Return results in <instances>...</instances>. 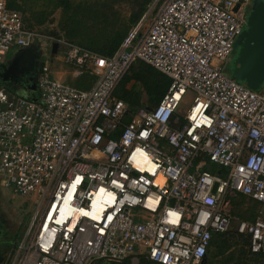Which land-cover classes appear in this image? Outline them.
<instances>
[{
    "label": "built area",
    "instance_id": "1",
    "mask_svg": "<svg viewBox=\"0 0 264 264\" xmlns=\"http://www.w3.org/2000/svg\"><path fill=\"white\" fill-rule=\"evenodd\" d=\"M161 1L106 57L27 29L0 0V65L13 47L48 50L36 97L0 86V180L36 206L8 264H200L233 223L264 255V91L225 73L253 0ZM57 60L93 86L53 77ZM135 61L171 82L130 115L113 91ZM241 198L258 205L252 221L232 214Z\"/></svg>",
    "mask_w": 264,
    "mask_h": 264
},
{
    "label": "trees",
    "instance_id": "2",
    "mask_svg": "<svg viewBox=\"0 0 264 264\" xmlns=\"http://www.w3.org/2000/svg\"><path fill=\"white\" fill-rule=\"evenodd\" d=\"M126 1L132 3L133 6V12L127 19L128 23H122L123 25L118 26V20L109 22L111 19L108 17V11L112 14L111 6ZM153 1L103 0L91 4L90 2L72 0H7V7L20 12L23 15L25 27L33 31H36L35 28L52 23V14L60 9L61 14L57 20L56 29L47 30L48 36L62 39L90 52L110 57L120 47L129 32L128 29L137 24ZM70 67L74 69L72 66ZM94 82V76L83 73L76 78L74 83L67 84L79 89H89ZM170 82V79L158 70L144 62L135 61L115 87L113 96L121 100L132 115L139 108L156 106L166 94ZM130 119V116L125 117L123 124H127ZM212 168L210 163L204 167L208 172ZM214 174L223 175L224 170H215ZM239 202L240 205L233 203V210L238 211L240 220L252 221L255 218L256 208H248L242 211L246 202L242 198ZM248 245L247 237L232 231L214 233L210 241V246L215 249V255H221L229 248L237 246L238 253L232 254L223 264H264V255L250 253ZM208 253L209 251H207L203 261L206 260ZM123 264H128V262ZM138 264L152 263L141 257Z\"/></svg>",
    "mask_w": 264,
    "mask_h": 264
},
{
    "label": "rangeland",
    "instance_id": "3",
    "mask_svg": "<svg viewBox=\"0 0 264 264\" xmlns=\"http://www.w3.org/2000/svg\"><path fill=\"white\" fill-rule=\"evenodd\" d=\"M72 1H84L96 3L101 2L103 0H72ZM161 0L153 1L145 15L146 18L144 20V24L142 28L146 25H149V22L152 20L154 14L158 10V7L161 4ZM112 14L108 11V17L111 19L109 22H114L118 20L117 25L121 26L122 23H128L127 19L130 14L133 12V6L130 2H121L118 4H113L111 6ZM61 14V10H56L51 17L52 23L35 28L36 32L39 34L47 35V30H55L57 26V20L59 19ZM109 24V23H108ZM134 27V26H133ZM132 27V28H133ZM111 29V27H109ZM131 28V27H130ZM128 29L130 31L131 29ZM33 46V45H32ZM13 47L8 53L7 58L4 63L0 65V75L1 77H6L9 75L11 70L21 69V72L25 77H32L34 81L37 79V76L41 70V67L46 65L48 59V50H47V42L41 41L35 43V47ZM74 69L70 66L62 63L60 60L55 61L54 68L50 70L51 75L65 83H74L76 78L73 75ZM246 86V85H245ZM249 88V87H248ZM250 89V88H249ZM253 90V89H251ZM260 91H264V83L260 87ZM192 95L187 94L183 100V103L179 106L177 111V116L182 114L184 109L188 106L189 100H191ZM143 100L145 101V97L143 96ZM213 168L210 170L211 174H214L215 170H221L218 166L212 165ZM240 199L235 201L234 203L241 204ZM246 204L243 205L242 208L254 209L258 208L256 203L252 201L245 200ZM36 212V206L33 203L31 198H23L15 196L11 190L5 188L0 180V264H6L8 257L4 254L5 250L9 249L13 242L17 243L23 237V234L27 228V226L31 223L32 218ZM234 218L240 219L238 215V211L233 210ZM39 215L36 216L35 221L38 219ZM235 224L233 223L232 232H234ZM238 253L237 246H233V248H229L221 255H215V249L211 247V251H209L208 256L205 260V264H223L227 258H229L232 254ZM212 260V261H211ZM233 264V263H231Z\"/></svg>",
    "mask_w": 264,
    "mask_h": 264
},
{
    "label": "water",
    "instance_id": "4",
    "mask_svg": "<svg viewBox=\"0 0 264 264\" xmlns=\"http://www.w3.org/2000/svg\"><path fill=\"white\" fill-rule=\"evenodd\" d=\"M246 26L244 33L236 38L233 45L235 68L233 67L232 76L250 89L259 90L264 83V0L252 1ZM56 49L57 45L53 44L52 52L55 53ZM31 88L37 90L36 80ZM23 93L26 98L30 97L27 91ZM215 188L216 185L212 192Z\"/></svg>",
    "mask_w": 264,
    "mask_h": 264
},
{
    "label": "flooded vegetation",
    "instance_id": "5",
    "mask_svg": "<svg viewBox=\"0 0 264 264\" xmlns=\"http://www.w3.org/2000/svg\"><path fill=\"white\" fill-rule=\"evenodd\" d=\"M246 28H247V26H245V28L243 29V31L241 33H244ZM234 59H235V51L233 49L232 55L230 57V60L225 66V70H226L227 73H231L233 71V61H234ZM31 78L32 77H25L24 74L21 72V69L11 70V72L9 73L8 76L2 77L0 79V84L6 90H9V89L13 88L14 86L28 87L29 86L28 85V81ZM15 244L16 243L13 242V244L10 246V248L5 250V252H4V254L8 257L6 264H8V262H9V258H10L11 254H12V251L14 249ZM203 262L205 264V260Z\"/></svg>",
    "mask_w": 264,
    "mask_h": 264
},
{
    "label": "crops",
    "instance_id": "6",
    "mask_svg": "<svg viewBox=\"0 0 264 264\" xmlns=\"http://www.w3.org/2000/svg\"><path fill=\"white\" fill-rule=\"evenodd\" d=\"M249 14H250V10H249V12H248V14H247V18H248V16H249ZM230 60V59H229ZM229 60H228V62H229ZM227 62V63H228ZM226 63V64H227ZM226 64H225V66H226ZM233 67H234V65H233ZM235 68V67H234ZM225 73L229 76V77H231L232 79H234V77L232 76V72L231 73H227L226 72V70H225ZM2 77H1V75H0V79H1ZM235 80V79H234ZM237 81V80H236ZM34 79L33 78H31L29 81H28V87H21V86H14L13 88H11V89H9V90H7L10 94H15V95H21V96H25V94L23 93V91H27V94H29V96L30 97H33V96H36L37 95V91L36 90H33L31 87H32V85L34 84ZM237 82H239V83H241V84H243V85H245L243 82H240V81H237ZM0 86L2 87V85L0 84ZM260 90V89H259ZM259 90H256V91H259ZM244 201H245V199H244ZM247 205V204H246ZM247 207H249L248 205H247ZM233 208H234V206H233ZM245 210H247V208H242V211H245ZM232 212H233V210H232ZM233 214V213H232ZM211 247L212 246H210L209 247V249H208V251H211ZM249 250V249H248ZM140 260V259H139ZM139 260H138V263H139ZM126 262H128V264H131L129 261H126ZM125 263V262H124ZM121 264H123V263H121Z\"/></svg>",
    "mask_w": 264,
    "mask_h": 264
}]
</instances>
